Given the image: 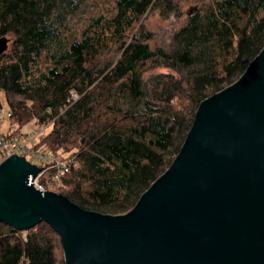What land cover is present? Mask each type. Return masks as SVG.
<instances>
[{
	"label": "trees",
	"instance_id": "obj_1",
	"mask_svg": "<svg viewBox=\"0 0 264 264\" xmlns=\"http://www.w3.org/2000/svg\"><path fill=\"white\" fill-rule=\"evenodd\" d=\"M195 1L175 45L153 48L151 32L128 41V31L150 9L173 11L174 0H114L80 31L83 0H0L4 133L52 124L32 147L79 162L58 179L48 170L40 180L47 190L90 211H130L172 165L200 103L237 81L264 48V0ZM114 48L120 59L103 64ZM161 67L171 72L145 76ZM0 264H65L60 235L45 221L28 230L0 221Z\"/></svg>",
	"mask_w": 264,
	"mask_h": 264
},
{
	"label": "water",
	"instance_id": "obj_2",
	"mask_svg": "<svg viewBox=\"0 0 264 264\" xmlns=\"http://www.w3.org/2000/svg\"><path fill=\"white\" fill-rule=\"evenodd\" d=\"M41 171L20 155L0 162V221L49 223L65 264H264V48L200 103L172 165L127 213L42 191L33 184Z\"/></svg>",
	"mask_w": 264,
	"mask_h": 264
},
{
	"label": "rangeland",
	"instance_id": "obj_3",
	"mask_svg": "<svg viewBox=\"0 0 264 264\" xmlns=\"http://www.w3.org/2000/svg\"><path fill=\"white\" fill-rule=\"evenodd\" d=\"M177 4V8L173 11H170L168 14H165L162 9H150L148 12L142 17V19L136 23L132 29L128 31L129 37L128 41L132 39V37L143 29L144 31L151 32L152 38L149 41L150 45L155 47H164L171 48L175 45L174 38L177 33L180 31L182 26L187 23V20L190 15L196 11L198 6L195 0H174ZM114 0H83L82 7L79 11V15L75 23H77L76 30H82L89 22L92 16H99L100 14H109L111 9L113 8ZM74 28V27H73ZM80 32L77 33L79 36ZM11 38L8 40V47L10 48ZM8 48V49H9ZM122 52H119L116 48L113 49L110 53L103 57L102 63L106 64L107 62H113L114 64L120 59ZM158 72H171L170 69L167 68H155L145 70V76L148 77L153 73ZM74 90L71 91L72 98L74 100L78 99V94L76 98L73 96ZM2 102L4 103V112H1V130L7 131L10 128V123L8 120V104L6 103L5 96L2 95ZM52 128V124L46 125H37L35 121L28 123L22 128V133H34V141L32 145H35L42 134L50 131ZM27 159V158H26ZM33 164H37L42 166V162L38 160L31 159L29 160ZM1 162V161H0ZM77 166L79 162L76 161ZM47 172V171H46ZM45 172V173H46ZM46 176H48L46 174ZM127 213V212H126ZM124 214V213H123ZM64 251V250H63ZM60 252V251H59ZM62 254V250H61ZM65 258V257H64Z\"/></svg>",
	"mask_w": 264,
	"mask_h": 264
},
{
	"label": "built area",
	"instance_id": "obj_4",
	"mask_svg": "<svg viewBox=\"0 0 264 264\" xmlns=\"http://www.w3.org/2000/svg\"><path fill=\"white\" fill-rule=\"evenodd\" d=\"M73 96L76 98L77 94L73 92ZM1 112L3 113L4 109L0 110V117ZM34 137V133H15L7 136L0 127V159L12 155H20L26 157L28 160L34 159L42 162V166H40L42 171L33 180V184L38 189L47 191L45 184L40 182L46 171L50 169L57 170L55 174L49 177V179H58L60 175L69 171L73 165L77 166V164L73 157H66L61 154L55 155L41 151L40 149L38 150L35 146L32 147Z\"/></svg>",
	"mask_w": 264,
	"mask_h": 264
}]
</instances>
